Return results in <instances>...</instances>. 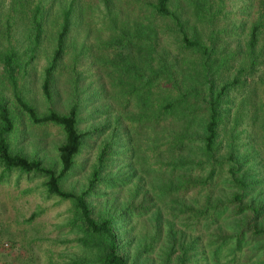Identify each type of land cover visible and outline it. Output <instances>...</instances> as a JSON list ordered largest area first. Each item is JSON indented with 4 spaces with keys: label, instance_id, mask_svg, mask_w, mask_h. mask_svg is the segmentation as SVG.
I'll use <instances>...</instances> for the list:
<instances>
[{
    "label": "trees",
    "instance_id": "trees-1",
    "mask_svg": "<svg viewBox=\"0 0 264 264\" xmlns=\"http://www.w3.org/2000/svg\"><path fill=\"white\" fill-rule=\"evenodd\" d=\"M126 2L124 8L115 7L117 13L108 21L109 38L106 42L98 41L97 52L92 54L94 61L102 62L105 67L110 63L116 73L105 76L110 90L104 93L120 109L102 124L81 130L80 107L76 102L65 112L48 108L39 113L19 86V53L11 47L1 53L14 109L0 98V181L13 175H36L42 178L49 197L70 203L68 231L75 233L73 241L82 252V256L71 258L72 264H128L130 256L121 251L124 245L130 244H134V262H147V258H151V263L156 264H189L202 239L198 234L201 225H207L208 220L219 214L221 197L214 196V189L226 163L219 157L220 133L227 119L224 99L231 89L248 86V71L243 66L246 60H242L230 80L223 79L224 74L229 75L226 71L233 67L232 64L227 66L229 59L232 57L235 61L234 54H226L225 44L211 27L223 0ZM105 5L110 11L108 0ZM72 12V4L62 11L50 59L43 69L40 91L46 102L52 99L53 77L67 51ZM263 23L259 18L251 25L248 53L256 46ZM205 29L207 41L203 39ZM29 31L28 59L43 34V10L39 4L31 10ZM102 48L113 51V57L107 52L102 54ZM209 76H217V80L214 82ZM106 115H111V111L107 110ZM22 116L31 125L60 129L63 139L56 149L57 170L11 149L8 138ZM124 127L147 134L144 152L157 172L158 181L153 188L163 201L165 212L164 215L159 214L160 210L156 212V232L150 242H144L143 237H121L115 229V218L110 214L95 215L87 200L101 182V172L116 132ZM97 138L101 140L95 165L85 187L78 193L63 189L62 184L74 168L85 141ZM230 174L228 181L232 188L246 186L242 178H236L231 171ZM140 183L141 176L136 181L138 186ZM137 185H134L135 193L139 191ZM189 191L194 192L190 197L187 196ZM231 199L238 206L243 195L235 193ZM260 210L258 206L241 204L236 215L249 211L258 215ZM261 216L260 224L249 226L245 222L232 236L236 245L234 251L251 245L254 238L264 242V212ZM254 251L253 256L233 255L225 264H264V244ZM211 255L207 256L208 263L212 264V259L214 264H220L218 253Z\"/></svg>",
    "mask_w": 264,
    "mask_h": 264
},
{
    "label": "rangeland",
    "instance_id": "rangeland-1",
    "mask_svg": "<svg viewBox=\"0 0 264 264\" xmlns=\"http://www.w3.org/2000/svg\"><path fill=\"white\" fill-rule=\"evenodd\" d=\"M108 3L110 11L106 9L105 0H0V98L14 109L1 60V53L11 47L20 55L18 81L22 94L39 113L48 108L65 112L76 102L80 107L81 130L110 118L120 108L104 93L110 90L105 76L116 73L110 63L105 67L102 62L94 61L92 54L97 52L98 41L106 42L109 38L108 21L117 13L115 7L124 8L127 2L108 0ZM37 4L43 10V34L33 56L28 59L30 14ZM70 4L73 18L68 47L53 77L52 99L46 102L40 91L42 73L50 59L61 13ZM263 8L264 0H223L211 26L225 44L226 54L235 56V61L226 56L230 60L227 66L232 64L233 67L226 71L229 75L224 74L223 79L230 80L244 59L248 86L231 89L224 99L227 119L220 133L219 157L226 163L223 176L217 179L214 189V196L221 197L219 214L208 220L207 225H201L198 234L202 239L189 264H211L207 256L212 257L215 252L220 264H225L233 255L253 256L255 248L264 244L261 239L254 238L251 245L234 251L236 245L232 238L245 222L249 226L260 224L261 212H264V23L250 53L247 45L253 22L259 18L264 22ZM204 34L203 39L207 41V29ZM101 51L113 57V51L103 48ZM208 79L215 82L217 76ZM107 110L111 115H106ZM17 121L16 130L8 138L11 149L57 170L56 149L63 139L60 129L51 125H31L23 116ZM146 138L147 134L138 129L124 127L116 132L101 172V182L87 200L95 215L110 214L115 218V229L121 237H143L144 242H150L156 232V212L160 210L159 214L164 215L165 210L153 188L158 177L144 152ZM100 140L85 141L74 168L62 184L63 189L78 193L85 187L95 165ZM230 171L236 178L243 179L244 188L231 187ZM139 176L142 183L138 186ZM134 185L138 186V193L134 192ZM192 193L189 191L187 196ZM235 193L243 195L239 205L258 206L260 213L254 215L249 211L236 215L239 205L231 199ZM69 208V202L47 195L39 176L23 174L3 178L0 181V264H72V257L82 256L73 241L75 233L68 231ZM133 245L122 247V254L130 256L128 264H156L151 263V258H147V262H134ZM211 262L214 264L212 259Z\"/></svg>",
    "mask_w": 264,
    "mask_h": 264
}]
</instances>
